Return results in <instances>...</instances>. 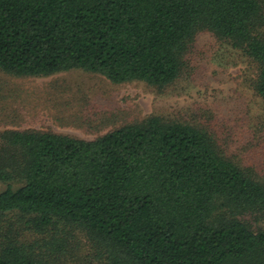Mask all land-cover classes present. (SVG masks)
Instances as JSON below:
<instances>
[{
  "label": "trees",
  "instance_id": "obj_1",
  "mask_svg": "<svg viewBox=\"0 0 264 264\" xmlns=\"http://www.w3.org/2000/svg\"><path fill=\"white\" fill-rule=\"evenodd\" d=\"M205 35L248 65L255 115L228 123L213 105L93 141L0 132V264H67L75 231L100 264H264V0H0L14 77L82 70L179 95Z\"/></svg>",
  "mask_w": 264,
  "mask_h": 264
},
{
  "label": "rangeland",
  "instance_id": "obj_2",
  "mask_svg": "<svg viewBox=\"0 0 264 264\" xmlns=\"http://www.w3.org/2000/svg\"><path fill=\"white\" fill-rule=\"evenodd\" d=\"M198 43L206 53L196 58L199 64L203 58L202 74L179 95L158 94L142 82L112 84L100 75L82 70L36 78L14 77L0 70V132L51 131L93 141L152 115L193 121L199 118V111L213 105L220 117L231 114L226 116L228 123L235 118L243 119V124L248 122L255 115L256 106L246 87L251 73L248 65L210 35L201 36ZM1 219L4 223H16L15 215ZM23 234L22 241L28 243L40 237L28 230ZM74 234L81 249L78 258L67 264H100L83 235L78 231Z\"/></svg>",
  "mask_w": 264,
  "mask_h": 264
}]
</instances>
